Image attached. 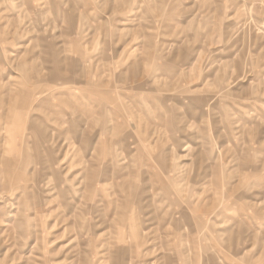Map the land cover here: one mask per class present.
I'll return each instance as SVG.
<instances>
[{
	"label": "rangeland",
	"instance_id": "1",
	"mask_svg": "<svg viewBox=\"0 0 264 264\" xmlns=\"http://www.w3.org/2000/svg\"><path fill=\"white\" fill-rule=\"evenodd\" d=\"M0 264H264V0H0Z\"/></svg>",
	"mask_w": 264,
	"mask_h": 264
},
{
	"label": "crops",
	"instance_id": "2",
	"mask_svg": "<svg viewBox=\"0 0 264 264\" xmlns=\"http://www.w3.org/2000/svg\"><path fill=\"white\" fill-rule=\"evenodd\" d=\"M47 141H49V139H47ZM49 142H50V141H49ZM91 156H92V153H91ZM93 157H94V156H92V159H94ZM92 162H93V161H92ZM90 181H91L90 183H86V184H92L93 180H90ZM86 184H85V185H86ZM80 185H81L80 183H78V185H76V186H77V187H76L77 190H75V192H76L77 194L81 193V191L78 190V188H79ZM91 190H92V192H93V186H90V185H89V186L86 187V190H85V191H86V192H89V191H91ZM168 192H169V191H168ZM168 192H167V193H168ZM67 193H68V192H67ZM82 198L87 199V196L84 194V192H82ZM97 207H99V204H97ZM73 209H74V208H73ZM94 213H95V212H94ZM121 215H122V214H119V217H120ZM96 218H98V217H96ZM148 219H149V218H148ZM146 220H147V219H146ZM117 252H118V251H117Z\"/></svg>",
	"mask_w": 264,
	"mask_h": 264
}]
</instances>
